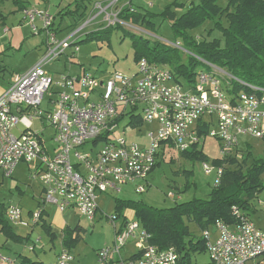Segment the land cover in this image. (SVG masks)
Instances as JSON below:
<instances>
[{
	"label": "built area",
	"instance_id": "obj_1",
	"mask_svg": "<svg viewBox=\"0 0 264 264\" xmlns=\"http://www.w3.org/2000/svg\"><path fill=\"white\" fill-rule=\"evenodd\" d=\"M117 2H97L95 16L64 38H58L55 17L47 9L27 7L23 11L33 34L46 32L47 49L41 60L26 73L16 75L0 96V173L10 178L20 163H26L29 176L42 184L45 197L41 210L32 212L29 219L24 218L19 205L9 204L6 217L12 224L38 225L48 203L60 212L72 207L94 222L100 195L110 190L120 192L121 186L129 184H135L137 192H144L163 145L182 152L200 145L206 135L201 134L199 126L207 125L210 133L215 116L218 130L211 135L220 140L224 158L236 153L240 136L264 140V88L229 98L225 86L237 78L221 68L199 71L200 82L196 78L188 87L175 81L167 65L147 58L139 60L133 74L115 71L107 80L85 71L58 79L50 75L44 67L70 48L74 49L72 54L78 52L81 33L100 16L106 14L109 25L121 22L120 11L113 12ZM112 15L115 20H111ZM166 42L190 53L181 40ZM47 94L49 99L44 103ZM131 113L156 124V131L149 134L148 147L130 144L120 135L118 119ZM37 120L43 124L48 121L49 125L33 130ZM19 124L24 131L16 135L13 130ZM47 127L54 131L52 150L41 136ZM98 139L99 144L95 142ZM237 155L241 157V153ZM204 169L208 175L214 171L207 162ZM223 173L224 167L218 166L215 186ZM260 204L264 209V200ZM232 213L237 221L228 224L218 220L213 224L215 236L211 228L203 231L209 264H260L256 259L264 256V230L239 207L234 206ZM111 219L114 242L98 250L99 264L111 260L115 264H186L176 247L153 244L152 234L137 219ZM130 241L137 253L126 258L122 251ZM74 260L71 251L63 248L51 264H74ZM7 263H12L11 258L0 251V264Z\"/></svg>",
	"mask_w": 264,
	"mask_h": 264
},
{
	"label": "rangeland",
	"instance_id": "obj_2",
	"mask_svg": "<svg viewBox=\"0 0 264 264\" xmlns=\"http://www.w3.org/2000/svg\"><path fill=\"white\" fill-rule=\"evenodd\" d=\"M51 14L56 15L60 8L75 9L74 0H45ZM90 0L88 3V18L95 16V2ZM102 1V0H99ZM177 0H120L113 7V12H125L126 9L139 11H151L161 13L169 6H173ZM182 2L184 0H178ZM105 4V2H102ZM108 4V3H107ZM190 1H185L186 8ZM185 8V9H186ZM184 9V10H185ZM92 10V11H91ZM94 10V11H93ZM94 13V14H93ZM177 13L181 14L182 10L177 9ZM125 14L120 15L122 27H112L108 31L109 22L105 19L106 14L100 16L94 24L84 29L79 37V51L72 54L74 49L70 48L56 61L47 64L44 68L55 79L61 78L64 74H78L84 72L96 75L97 77L107 80L115 71H121L126 74H133L139 67V61L135 58V49L133 39L126 30L138 33L149 34L152 40L164 39L169 42L176 40L171 22L164 20L162 17L155 19V28L152 31H147L140 26L128 22L124 18ZM77 15H70L64 18L60 23V17L55 20V29L58 32V38H64L78 25H74L77 21ZM111 20H115L112 15ZM17 25L15 22H7L9 31L5 33V27H0V45H7L5 52L0 54L1 63L6 66V71L3 77H0V85L9 88L14 77L23 74L26 70L36 65L42 58L43 53L47 49V35L45 31H41L38 35L33 34L28 24L22 25L19 29L13 28ZM60 25V26H59ZM73 25V26H70ZM129 25V26H128ZM69 26V27H68ZM61 31L59 32L60 28ZM213 28L212 23H208L205 27L193 31L195 35L201 38H210L211 36H219L217 31H213L211 36L207 35V31ZM100 30V31H99ZM92 32L93 40L85 41L87 33ZM4 35V36H2ZM200 70V69H199ZM3 75V74H1ZM197 81L200 82V77L196 75ZM184 86L188 87L191 84L185 77H180ZM103 89V88H100ZM227 96L230 98L229 92L225 88ZM99 96L94 99L99 101ZM49 99V94L46 96V101ZM264 108V106H262ZM138 117V118H137ZM206 119V118H205ZM49 125L46 121L37 120L34 122L33 130H42ZM119 133L128 143L137 144L141 147L150 145L149 134L156 131V124H149L142 121L141 117L126 115L121 118L118 123ZM210 133L206 134L203 142V154L207 159H192L178 150L175 146L168 148L165 154L160 155L159 164L154 171L149 175L148 182L145 183V191L137 192L135 184L121 186L120 192L108 191L103 193L98 198V203L103 213L98 211L97 218L94 222L89 221L85 216L81 215L78 210L66 207L61 213L60 210L53 204H46L49 212L42 214L45 218H49L52 224L53 232L56 235L55 239H51L43 227L38 225L35 229L25 227L21 224H12L13 229L21 234H26L31 231V238L26 244H16L7 241L6 237L0 233V244H6L7 249L2 250L8 254L15 264H19V254L28 255L35 260H40L46 264L54 260L56 252L60 248V243L65 234L62 228H74L77 225L82 227L80 231V239L70 247L71 253L74 255V264H99L98 250L111 246L114 242V223L111 219L116 216V201L117 199H133L142 200L143 202L157 207L170 208L177 203L187 202L194 198L209 199L210 194L215 187L217 177L215 164L216 159H226L221 154V142L218 138L211 135L212 131L218 130L217 117L211 124ZM24 131V126L19 124L13 130L16 135ZM54 131L52 127H47L42 133V137L46 142L47 147L51 150L54 148L52 141ZM99 144V142H97ZM89 144L87 147H90ZM238 151L244 157H250L249 163L254 159H264V140L251 136H240ZM238 153V154H239ZM239 157V156H238ZM240 158V157H239ZM207 162L214 169L212 174L208 175L204 169V163ZM227 164V163H226ZM243 167H248V164L243 163ZM242 166V165H241ZM262 182L264 183V171L261 174ZM45 197L41 184L38 180H34L29 176V166L22 162L15 169L12 177L8 178L0 173V201L6 204L19 205L22 208L25 219H29V209L34 213L41 210L43 199ZM264 200V189H262L257 197L253 200L255 212L253 220L264 230V209L260 201ZM100 210V209H99ZM127 211L128 220L136 219L134 213ZM125 211V213H126ZM60 212V213H59ZM100 212V213H99ZM59 213V215H58ZM47 216V217H46ZM118 219V218H117ZM44 222V218L41 220ZM63 222L62 227L60 223ZM190 233L195 240L203 238V231L194 221L188 223ZM214 234L213 225L209 226ZM215 236V234H214ZM41 238L36 242L37 238ZM35 244V250H30L28 245ZM67 248V247H66ZM126 250V251H125ZM122 251L127 257L132 251H136L133 242H129ZM192 262L196 264H209L210 257L208 252L193 253ZM125 257V256H124ZM264 264V256L256 259V263Z\"/></svg>",
	"mask_w": 264,
	"mask_h": 264
},
{
	"label": "trees",
	"instance_id": "obj_3",
	"mask_svg": "<svg viewBox=\"0 0 264 264\" xmlns=\"http://www.w3.org/2000/svg\"><path fill=\"white\" fill-rule=\"evenodd\" d=\"M88 1L90 0H74L75 9L60 10L54 15L55 19L58 16L62 19L77 15L78 19L74 25L79 27L88 18L89 14L86 15ZM185 1L177 0L173 6L167 7L159 14L131 8L126 9L124 13L120 12V15L125 14L124 18L128 22L144 27L147 31L154 30V21L157 17L170 21L176 40H181L183 46L190 51L185 53L164 39L152 40L149 34H138L127 29L126 34L133 39L136 60L147 58L150 62L167 65L174 74L175 81L180 83V77H185L191 83L196 80L199 71L221 68L237 78L225 86L232 99L243 92L254 93L259 92L257 88H264V0H187L190 1L187 8ZM177 9L182 10V13L178 14ZM208 23H212L213 28L207 31V35L211 36L213 31H217L219 36L205 37L201 40L193 31L205 27ZM112 27H122L121 22L109 25L104 31ZM91 33H87L85 41L94 39ZM82 41L84 40H80L78 44ZM4 71L5 68L0 66V73ZM137 115L140 117L139 114L131 113L132 117ZM208 131L207 125L201 127V134L206 135ZM99 141L100 139L95 142ZM166 145H163L161 155L171 148ZM202 148L195 145L183 153L192 159H207ZM238 153L237 150L226 159L215 160L217 166L224 167V173L220 184L213 188L209 199L194 198L170 208H157L142 200L117 199L116 217H124L123 211L132 209L136 219L152 234L153 244L160 248L176 247L184 262L191 264L192 252H204L206 244L203 238L195 240L192 237L187 224L189 221H194L205 230L218 220L228 224L235 223L237 219L232 213L234 206L251 217L255 212L252 202L264 189L261 179L264 159H254L249 163L250 157L241 154L239 158ZM243 163L248 164V167L244 168ZM158 164L159 161L156 166ZM8 205L0 201V233L7 241L27 244L30 237L13 229L6 217ZM124 220H127V217H124ZM41 226L51 239L56 238L51 225L44 222ZM81 230L82 227L79 225L66 228L62 240L64 246L70 250V247L79 241ZM136 253L134 251L131 255ZM18 259L19 264H46L24 254H19ZM11 264L15 263L12 261Z\"/></svg>",
	"mask_w": 264,
	"mask_h": 264
},
{
	"label": "crops",
	"instance_id": "obj_4",
	"mask_svg": "<svg viewBox=\"0 0 264 264\" xmlns=\"http://www.w3.org/2000/svg\"><path fill=\"white\" fill-rule=\"evenodd\" d=\"M112 1H114V0H102V1H99V0H97L96 2H95V4L97 3V2H105V3H107V2H112ZM120 1V0H119ZM88 3H89V1L87 2V9H86V15H87V12H88ZM117 3H119V2H117ZM116 3V4H117ZM27 7H38V8H42V9H47L48 11H50V9L48 8V4H47V1H45V0H0V27H5V29H4V31H5V33H7L8 31H9V28L8 27H6L7 26V22H11L12 24H14V22L17 24L16 26L15 25H13V28H15V29H19V27L20 26H22V25H25V24H28L27 22H26V20L24 19V14H23V11H24V9L25 8H27ZM62 9H64V8H60L59 10H58V12L56 13V15L59 13V11L60 10H62ZM92 11V10H91ZM94 11V10H93ZM51 12V11H50ZM121 12V11H120ZM58 17H56V19H57ZM65 18V17H64ZM64 18H60V23H62L63 22V20H64ZM55 19V20H56ZM29 25V24H28ZM30 26V25H29ZM60 26V25H59ZM31 28V27H30ZM63 27H61L60 28V30H59V32L61 31V29H62ZM2 36H4V35H2ZM7 48V45H0V54H2L3 52H5V49ZM46 51V50H45ZM45 53V52H44ZM43 53V54H44ZM43 56V55H42ZM0 66H2V67H4L5 68V71H6V66H4L2 63H1V61H0ZM35 66V65H34ZM33 66V67H34ZM33 67H31V68H29L28 70H26L25 72H23V73H26L27 71H29L30 69H32ZM5 71L4 72H2V73H0V77H3L4 76V73H5ZM81 73V72H80ZM80 73H78V74H80ZM1 74H3V75H1ZM11 84H12V82L10 83V86H11ZM9 86V87H10ZM8 90V88L7 87H2L1 85H0V96L1 95H3L6 91ZM264 109V108H263ZM130 116H131V114H130ZM121 118H123V117H121ZM120 118V119H121ZM142 119V118H141ZM200 127V129H201V125L199 126ZM205 140V139H204ZM203 142L204 141H202V143L199 145L200 147H202L203 146ZM41 184V183H40ZM41 187H42V190H43V186H42V184H41ZM45 206V205H44ZM70 209H74V208H72V207H70ZM74 210H76V209H74ZM101 213H103V210L100 208V210H99ZM125 211L126 210H124L123 211V216L124 217H127V211H126V213H125ZM129 211L130 212H132V213H134L135 214V212L132 210V209H129ZM29 217L31 216V213L33 212V210L32 209H29ZM44 212H46L47 214H49V212H48V210H47V208H46V206H45V208H44V210H43V212H42V214H44ZM99 212V213H100ZM60 213V212H59ZM59 213H58V215H59ZM62 213V212H61ZM47 217V216H46ZM124 217H121V218H118V221L120 222L121 220H123V218ZM253 217V216H252ZM43 218H44V222H46L47 223V225H51V228H52V224H51V221H50V217L48 218H45L44 216H43ZM42 218V219H43ZM41 219V220H42ZM46 220V221H45ZM9 221V220H8ZM44 222H42V221H40V223L38 224V225H40V224H43ZM11 225H12V223L11 222H9ZM38 225H36V226H34V227H32V229H35ZM62 225H63V222L62 223H60V226L62 227ZM258 225V224H257ZM259 226V225H258ZM260 227V226H259ZM67 228H70V227H67ZM44 229V228H43ZM64 231H65V229L66 228H62ZM53 230V229H52ZM31 231L32 230H30V231H28V233H26L25 235H28L30 238H31ZM24 235V234H23ZM38 240H41V238H37V240H36V242H38ZM61 245H60V248L58 249V251L56 252V255H55V257H54V260L53 261H55L56 260V258H57V255H58V253L63 249V248H66L65 246H64V244H63V241H61V243H60ZM3 245H5V246H3ZM35 247V244H33V245H28V247L30 248V247ZM7 249V246H6V244L4 243V244H0V251L2 252V250H6ZM30 250H33V249H31L30 248ZM126 251V250H125ZM134 251H132L131 252V254L133 253ZM3 253V252H2ZM5 254V253H4ZM130 254V255H131ZM5 255H8V254H5ZM129 255V256H130ZM9 256V255H8ZM123 256H125L126 258H127V256L126 255H123ZM128 256V257H129ZM52 261V262H53ZM263 262V261H262ZM260 264H261V262H259ZM7 264H11V263H7ZM50 264V263H49ZM109 264H115V260H111L110 261V263Z\"/></svg>",
	"mask_w": 264,
	"mask_h": 264
}]
</instances>
